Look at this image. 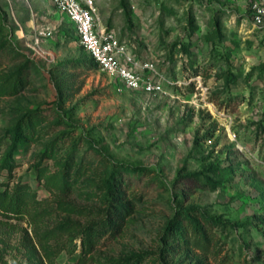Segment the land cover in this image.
Wrapping results in <instances>:
<instances>
[{
  "label": "rangeland",
  "instance_id": "1",
  "mask_svg": "<svg viewBox=\"0 0 264 264\" xmlns=\"http://www.w3.org/2000/svg\"><path fill=\"white\" fill-rule=\"evenodd\" d=\"M95 3L155 91L100 69L52 0H0V264H264V32L248 1Z\"/></svg>",
  "mask_w": 264,
  "mask_h": 264
},
{
  "label": "built area",
  "instance_id": "2",
  "mask_svg": "<svg viewBox=\"0 0 264 264\" xmlns=\"http://www.w3.org/2000/svg\"><path fill=\"white\" fill-rule=\"evenodd\" d=\"M222 4H239L242 0H218ZM254 25L264 32V0H247ZM72 22L79 44L100 69L116 76L131 89L153 92L158 86L142 72L153 69L148 61L139 59L125 41L103 23L95 0H52ZM51 36L52 32L44 33Z\"/></svg>",
  "mask_w": 264,
  "mask_h": 264
},
{
  "label": "trees",
  "instance_id": "3",
  "mask_svg": "<svg viewBox=\"0 0 264 264\" xmlns=\"http://www.w3.org/2000/svg\"><path fill=\"white\" fill-rule=\"evenodd\" d=\"M20 141H21V137H20L19 131L17 129V131L15 133V137H14L13 146L7 152V155H6V158H5V162H4V166L5 167L10 168V169L12 168V163L11 162H12V160L14 158L15 149H16V147H17V145L19 144ZM39 172H40V174L42 176V171H39ZM11 200H13L12 202L9 203L11 205V207H6L7 210H12V212L21 213L23 211V209L25 208L24 201L21 198L18 199V197H12ZM189 219L192 221V224H195L196 227L199 228L198 227V220L197 219H195L193 216H189ZM183 228H184L183 226L179 225V226L175 227V231L181 233V232H183ZM201 230H202V228H200L199 231H201Z\"/></svg>",
  "mask_w": 264,
  "mask_h": 264
}]
</instances>
